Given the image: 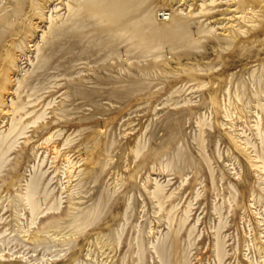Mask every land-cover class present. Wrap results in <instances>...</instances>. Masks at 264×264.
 I'll return each mask as SVG.
<instances>
[{
    "label": "rangeland",
    "instance_id": "obj_1",
    "mask_svg": "<svg viewBox=\"0 0 264 264\" xmlns=\"http://www.w3.org/2000/svg\"><path fill=\"white\" fill-rule=\"evenodd\" d=\"M66 1L0 0V262L264 264V0H103L38 67Z\"/></svg>",
    "mask_w": 264,
    "mask_h": 264
},
{
    "label": "bare ground",
    "instance_id": "obj_2",
    "mask_svg": "<svg viewBox=\"0 0 264 264\" xmlns=\"http://www.w3.org/2000/svg\"><path fill=\"white\" fill-rule=\"evenodd\" d=\"M37 1H38V2H36L37 5L41 4V5H43L45 7L46 2H49L51 0H37ZM52 1H55V0H52ZM62 1H64V0H62ZM102 1L103 0H77L75 2L76 5L74 6V5L70 4L69 0H67L66 3H64L65 4L64 6H66V11H65V13L63 12L64 14H62V16L54 15V14L52 15L51 12H50V14L47 17V19H48L47 29H45L47 31H43L42 34H41V41L40 42L37 41L38 43H35V46H36V48H35L36 49L35 59H36V63L38 65V67L39 66L41 67L44 64H46L48 62L49 58H50V55L54 52V50H56V48H55L56 43L54 45L55 40H56V42L58 40L56 38H58L60 36H64L67 33V31L69 32V29H73L75 26H84L86 24V20L82 17V10L84 8H86V7L95 8V9L96 8H101V2ZM118 1L119 0H117V1L115 0L114 2H112V4L110 3L108 5L109 8L111 9L109 11V15L108 16H110V15L112 16V13H113L112 9L116 8L117 6H119ZM245 1H247V2L251 1L252 2V0H244L243 4L245 3ZM57 3H54V4L56 5ZM54 4H53L52 9L56 10L57 6L55 7ZM44 7H43V9H44ZM180 12L182 13V11H180ZM162 15H165V14H162ZM169 17H170V15H168L167 17H163L162 18V19H164V21H166L164 23L166 24L165 27L167 28V30L168 29L171 30L172 28L173 29H175V28L179 29L181 27L180 21H182V20H175L176 18H169ZM179 17H182V16H179ZM182 25H183V23H182ZM252 28H254V27H252ZM255 30L256 29H254V31ZM254 31L253 30L252 31L249 30V32H251L249 34L253 35ZM228 32H231V31L229 30ZM246 33H248V32H246ZM24 73H27V71H25ZM24 79H25V76L22 77V80H24ZM18 87H19V85L17 86V88ZM17 88L15 89V91L17 90ZM0 102H1V100H0ZM23 109H24V103L19 100V97H17V99H15V100H11V102L9 104V108L7 109V111H10L11 115H12L9 127L6 130L7 132H5V133L4 132H0V155H2L4 152H6L12 146V144L15 143L14 142V141H16L15 138L18 135L23 134V132H24L23 130L26 128V126H22V124H23V123H21L22 116H20L18 114ZM25 113H27V112H25ZM17 114L19 115V118H17ZM38 118H39V116H38ZM33 122H35V121H33ZM256 158L261 162V164H259V165L252 164V165L256 166L257 168H259L260 171L262 170L264 172V143H262L261 152H258V153L256 152ZM248 171H249L248 170V166L244 165L243 174H242L241 179H240L241 180L240 183L241 184L243 183V186H245V184H246L245 181H246V178H247V175H248L247 174ZM36 174H39V173H36ZM40 176H41V173L38 176L34 175L33 177L31 176L32 178L30 177L31 179H30V181L27 184V189H26V192H25V196H26L25 198L27 199L28 204L30 205L31 214H32L31 220L29 222L30 224L34 220V217H35V215L37 213V210H38V205L37 204L35 205V203L33 201V196L35 195L36 190L38 188V185H39V182H40L39 181L40 180ZM262 180L263 179L261 177L260 181H262ZM263 189H264V186H263ZM152 193L154 194V196L159 201H161L162 197H161V191H160L159 188H157L155 191H152ZM184 220H186V219L184 218L183 221ZM183 221L181 222L178 230H180L181 227L183 226L182 225ZM190 233H192V232H190ZM189 235H191V234H188V236ZM220 242H222V241H218V239H216V242H215V253H216V256H217L218 259H220V257L223 255L222 254L223 250H222ZM155 250H156V253H158L159 256L161 257V254H163V251H164V245H160V246L155 247ZM0 264H4V263L0 262Z\"/></svg>",
    "mask_w": 264,
    "mask_h": 264
}]
</instances>
